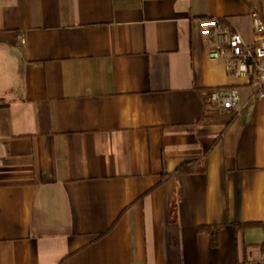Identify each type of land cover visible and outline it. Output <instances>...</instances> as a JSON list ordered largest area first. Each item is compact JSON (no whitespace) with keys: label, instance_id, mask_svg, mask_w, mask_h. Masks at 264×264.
Masks as SVG:
<instances>
[{"label":"crops","instance_id":"obj_1","mask_svg":"<svg viewBox=\"0 0 264 264\" xmlns=\"http://www.w3.org/2000/svg\"><path fill=\"white\" fill-rule=\"evenodd\" d=\"M253 13L264 0H0V264H264V100L196 25L252 44Z\"/></svg>","mask_w":264,"mask_h":264},{"label":"built area","instance_id":"obj_2","mask_svg":"<svg viewBox=\"0 0 264 264\" xmlns=\"http://www.w3.org/2000/svg\"><path fill=\"white\" fill-rule=\"evenodd\" d=\"M196 25L199 36L210 43L207 58L221 60L229 77L249 78L254 88L252 99L264 100V21L252 14V44L215 19L201 20ZM239 98L236 87L213 89L209 94L214 110L221 114L236 109Z\"/></svg>","mask_w":264,"mask_h":264},{"label":"trees","instance_id":"obj_3","mask_svg":"<svg viewBox=\"0 0 264 264\" xmlns=\"http://www.w3.org/2000/svg\"><path fill=\"white\" fill-rule=\"evenodd\" d=\"M233 120V119H232ZM191 172V169L187 166H183V167H179L174 173L173 176L177 177L181 174H185V173H189ZM170 177V175H166L164 174L162 176V180H166ZM198 231H206L208 232L209 236H210V243L213 247H215L217 245V233H216V228L214 227H199Z\"/></svg>","mask_w":264,"mask_h":264},{"label":"rangeland","instance_id":"obj_4","mask_svg":"<svg viewBox=\"0 0 264 264\" xmlns=\"http://www.w3.org/2000/svg\"><path fill=\"white\" fill-rule=\"evenodd\" d=\"M214 111H215V110H214ZM215 113L218 114V115H224V114H226L227 112L221 114V113H218V112L215 111Z\"/></svg>","mask_w":264,"mask_h":264}]
</instances>
